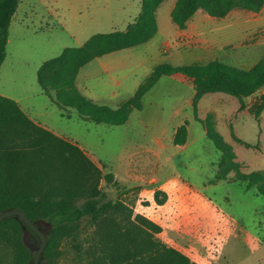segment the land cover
Wrapping results in <instances>:
<instances>
[{
    "label": "rangeland",
    "instance_id": "obj_1",
    "mask_svg": "<svg viewBox=\"0 0 264 264\" xmlns=\"http://www.w3.org/2000/svg\"><path fill=\"white\" fill-rule=\"evenodd\" d=\"M32 1L38 11L50 15L44 18L50 25L40 26L38 19L24 33L25 29H16L17 22L13 24L6 48L7 67L16 72L19 82L9 80V93L22 98L24 105L33 104V114L47 129L82 147L104 173L113 172L119 187L129 189L122 198L162 225L160 235L165 242L200 264H264V195L237 179V172L264 171V111L259 121L249 111L264 88L243 102L210 92L195 108L193 84L182 74L166 75L144 95L141 109H135L127 123L108 125L81 119L75 109L64 111L44 94L31 95L33 87L42 89L35 71L39 62L58 56L65 47L81 46L93 34L125 30L138 16L141 0ZM176 1L166 0L158 9L159 31L151 40L117 51V58L108 62L126 65L107 71L95 61L83 68L76 77L82 93L98 95L103 99L97 102L117 108L159 64L220 60L251 69L264 58V8L260 12L236 8L224 18L207 14L212 20L201 27L191 28L189 21L191 30L181 36L180 48L164 52L175 41L177 26L171 9ZM31 12L27 9L17 17L25 13L29 19ZM33 26L46 32L34 34ZM121 55H126L122 61ZM184 124L185 148L175 143L176 131ZM209 130L232 149L234 159L229 157L226 162L237 163L226 178H219L223 151ZM182 183L189 188L184 189ZM102 186L110 197L118 196L114 185L103 181ZM157 189L167 191L164 206L155 202ZM202 207H207V218L199 212ZM201 239L204 246L197 242ZM12 258L1 242L0 264H13Z\"/></svg>",
    "mask_w": 264,
    "mask_h": 264
},
{
    "label": "trees",
    "instance_id": "obj_2",
    "mask_svg": "<svg viewBox=\"0 0 264 264\" xmlns=\"http://www.w3.org/2000/svg\"><path fill=\"white\" fill-rule=\"evenodd\" d=\"M21 0H0V67L6 57L9 30ZM166 0H141V9L125 30L96 33L81 46L66 47L38 69L42 90L64 111L75 109L81 119L97 124L123 125L142 99L161 79L182 74L193 82V105L210 92L225 93L241 102L264 88V58L253 68L235 67L220 60L189 65L155 66L134 95L117 108L100 104L82 93L76 77L94 59L114 51L144 44L158 32L157 11ZM241 8L260 12L264 0H177L173 22L185 29L198 10L213 17H226ZM249 111L259 121L264 111V93ZM187 126L176 131L175 143H186ZM223 151L221 174L237 169L228 144L209 130ZM233 156V157H232ZM229 159L227 163L226 160ZM237 179L264 195V171L237 172ZM118 188L112 198L102 182ZM128 188L119 187L113 172L103 169L76 143L36 123L10 97L0 94V213L20 209L47 235L43 251L46 264H200L181 249L165 242L162 225L122 198ZM155 202L164 205L165 191L157 189ZM28 237V241L25 237ZM39 238L18 217L0 220V243L12 252L13 264H33L29 240Z\"/></svg>",
    "mask_w": 264,
    "mask_h": 264
},
{
    "label": "crops",
    "instance_id": "obj_3",
    "mask_svg": "<svg viewBox=\"0 0 264 264\" xmlns=\"http://www.w3.org/2000/svg\"><path fill=\"white\" fill-rule=\"evenodd\" d=\"M176 4V3H175ZM175 4H174V6H175ZM173 6V7H174ZM27 9H29L30 11H32L31 13H32V16L28 19L27 17H25V13L22 15L23 17L22 18H19V17H17L18 16V14L19 13H21V12H25ZM173 9V8H172ZM172 9H171V11H172ZM208 13H206L205 11H203V10H198L196 13H195V15L192 17V19L190 20V22L192 21L193 23H192V25H191V28H194L195 26H197V27H201L202 26V24H203V22H210V20H212V17H209L208 15H207ZM157 16H158V13H157ZM45 17H50V15H48L47 13L45 14V11L43 12V11H38L37 10V6H36V4H35V2H33L32 0H21L20 1V3H19V6H18V9H17V11H16V13H15V15H14V18H13V20H12V23H11V26H10V30H9V37H8V42H7V45L11 42V31H12V27H13V24L14 23H16L17 22V25L18 26H16V29H18V28H21V30L23 31V29H25L23 32L24 33H26L27 31L26 30H28V29H30V26H32V25H35V21L37 20L38 21V19H40L41 21V23L39 24L40 26H42L43 25V23L44 22H46L47 24L46 25H50L49 23H48V19H44ZM214 18V17H213ZM158 20V19H157ZM29 22V23H28ZM175 24V23H174ZM190 23H188V27H186L185 29H180L176 24V26H177V31H176V33H175V41L169 46V48L167 49V50H164V52L165 51H171L172 50V48H176L177 50L180 48V40H183L184 38H182L181 36H187V35H189V32H190V30H191V28L189 29V25ZM45 27V26H44ZM33 28H34V31H33V33L34 34H41V33H44V32H46V30H43L41 27L40 28H37L36 26H33ZM46 28V27H45ZM158 31H159V28H158ZM151 40V39H150ZM69 47V46H68ZM7 48V47H6ZM66 48V47H65ZM64 48V49H65ZM63 49V50H64ZM159 50H161L162 51V47L160 48H158ZM62 50V51H63ZM6 57H5V59H4V62L2 63V65H1V67H0V94H2V95H4V96H7V97H10V98H13V99H15L18 103H19V105H20V107L30 116V118L32 119V120H34L36 123H38V124H40V125H42V126H44V127H46V128H48V126L42 121V120H40L38 117H37V115L36 114H33V113H36V107L33 105V104H23L22 103V98H20V97H16V96H12V94H10L9 93V91H10V89H9V87H8V85H9V80L10 79H12L13 81H18L17 79H16V76H17V74H16V72L15 71H13V69H9L8 67H7V63H8V58H9V54H8V51L6 50ZM61 54V53H60ZM115 54H119V53H117V51H114V52H111V53H109V54H106V55H104V56H101V57H98V58H96V59H94L93 61H91L90 63H88L86 66H88V65H90V64H92L93 62H95V61H98L99 62V64L101 65V67L103 66L104 68H106L105 70H107V71H109V69H107L108 67H110V69H114V68H116V67H122L123 65H126L125 63H123V62H118V63H115V64H109L108 65V62L110 61V59H112L113 57H115ZM127 55V54H126ZM126 55H121V56H119L120 58H122L121 59V61L124 59V57L126 56ZM128 56V55H127ZM55 57V56H54ZM108 58V59H107ZM115 58H117V57H115ZM46 60H48V59H46ZM46 60H42V61H40L39 62V66L37 67V69L35 70V71H37V73H38V69L40 68V66L43 64V62H45ZM86 66H84L83 68H85ZM83 68H81V70L80 71H82L83 70ZM154 68V67H153ZM152 68V69H153ZM152 69H151V71H152ZM79 71V72H80ZM150 71V72H151ZM79 74V73H78ZM150 74V73H149ZM148 74V75H149ZM147 75V76H148ZM78 76V75H77ZM146 76V77H147ZM145 77V78H146ZM186 77V76H185ZM190 82H191V84H193V82H192V80L191 79H189L188 77H186ZM37 80H38V78H37ZM19 82V81H18ZM39 84V83H38ZM21 85H23V84H21ZM140 85V84H139ZM40 86V85H39ZM76 86H77V88L82 92V90L80 89V86L76 83ZM41 88V87H40ZM36 89V87H33V90H32V92H31V95H38V94H44L45 96H47V97H49L48 96V94H46L42 89H37V90H35ZM25 91H27V90H25ZM134 95V94H133ZM132 95V96H133ZM87 96V95H86ZM89 98H91V99H93V100H95L96 102H97V100H99V99H103V98H101L100 96H98V95H93V96H88ZM49 99V98H48ZM129 99V98H128ZM128 99H126V100H128ZM50 100V99H49ZM125 101V100H124ZM51 103V102H50ZM99 103V102H98ZM123 103V102H122ZM52 104V103H51ZM121 104V103H120ZM119 104V105H120ZM53 105H56V104H54L53 103ZM57 106V105H56ZM58 107V106H57ZM58 108H60V107H58ZM61 109V108H60ZM188 145V143L186 142L184 145H181L182 147H184L185 148V146H187ZM82 148V147H81ZM83 149V148H82ZM157 154H159L158 152H157ZM156 156H158V155H156ZM128 171V170H127ZM129 171H131V170H129ZM131 175V174H130ZM128 179H130V180H132L129 176H128ZM183 184V188L184 189H186V188H189L185 183H182ZM165 192H167V191H165ZM198 194V193H197ZM197 203V202H196ZM200 203H201V201L199 202V203H197V204H199L200 205ZM210 204L213 206V207H215L214 206V204L213 203H211L210 202ZM159 206H164V205H159ZM203 208V207H202ZM200 209V213H201V215H203L205 218H207V215H206V211H205V209H207V207H205V208H203V209ZM216 208V207H215ZM202 210V211H201ZM216 210H219V209H217L216 208ZM198 212V213H199ZM184 229H182V231H183ZM197 242L198 243H200L201 244V246H204V243H203V241H202V239L201 240H197ZM180 249V248H179ZM198 262V261H197Z\"/></svg>",
    "mask_w": 264,
    "mask_h": 264
},
{
    "label": "water",
    "instance_id": "obj_4",
    "mask_svg": "<svg viewBox=\"0 0 264 264\" xmlns=\"http://www.w3.org/2000/svg\"><path fill=\"white\" fill-rule=\"evenodd\" d=\"M18 216L26 225L29 227L39 238V243L37 246L35 245V240H29V243L32 245V248H36V252L33 255V264H43L45 262L44 259H40L41 254L43 253L46 245H47V235L45 231L33 220H31L24 211L20 209H9L0 213V220ZM25 240L28 241V237H25Z\"/></svg>",
    "mask_w": 264,
    "mask_h": 264
},
{
    "label": "flooded vegetation",
    "instance_id": "obj_5",
    "mask_svg": "<svg viewBox=\"0 0 264 264\" xmlns=\"http://www.w3.org/2000/svg\"><path fill=\"white\" fill-rule=\"evenodd\" d=\"M35 245L37 246V244L35 243ZM31 247H32V245H31ZM32 252H33V254L36 252V248L34 249V248H32ZM40 259H44L45 260V258L43 257V253L41 254V256H40ZM43 264H46V260H45V262L43 263Z\"/></svg>",
    "mask_w": 264,
    "mask_h": 264
}]
</instances>
